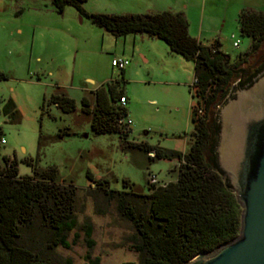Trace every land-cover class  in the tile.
I'll use <instances>...</instances> for the list:
<instances>
[{"label": "rangeland", "instance_id": "rangeland-1", "mask_svg": "<svg viewBox=\"0 0 264 264\" xmlns=\"http://www.w3.org/2000/svg\"><path fill=\"white\" fill-rule=\"evenodd\" d=\"M84 9L116 15L183 11L190 35L203 45L218 41L219 50L231 63L241 60L246 77L261 70L264 63V44L256 54L243 55L252 38L242 35L238 21L244 9L264 11V0H88ZM128 36L127 53L134 34ZM232 36L240 41L238 48ZM123 40L124 36L115 37L93 25L70 6L60 14L53 10L51 0H0V73L5 75L0 78V134L6 141L0 146V158L15 159L19 177L32 176L34 169L55 167L61 181H72L80 188V225L88 221L93 225L91 259H86L85 236L77 231L79 237L70 236L71 249H55L58 264L138 262V256L122 246L131 233L128 225L114 211L96 212L95 202L87 195L93 188L88 171L95 178L108 179L112 189L122 190L128 180L141 193L149 192V174L157 177L158 185L178 178L177 161L151 160L138 149L123 147L116 133H93L91 116L82 111L84 97L94 103L98 88L120 81L128 99L126 119L132 121L131 142L185 154L191 146L194 63L170 55L164 41L138 43L140 49H150V61L130 59L122 80L112 60L122 54ZM62 94L75 100L74 112L64 113L48 103L52 96ZM9 99L17 105L18 120L3 112Z\"/></svg>", "mask_w": 264, "mask_h": 264}, {"label": "trees", "instance_id": "trees-1", "mask_svg": "<svg viewBox=\"0 0 264 264\" xmlns=\"http://www.w3.org/2000/svg\"><path fill=\"white\" fill-rule=\"evenodd\" d=\"M88 0H51L52 8L63 13L73 7L92 24L115 37L146 33L164 41L170 52L194 63L191 95L195 99L191 119L194 125L188 153L154 148L131 142L127 120L128 101L120 81L108 82L94 92V103L84 97L82 111L91 116V129L97 135L116 133L123 147L138 149L151 160L178 163V178L164 185H151L148 193L134 189L128 181L122 190L111 188L106 178H95L88 171L93 186L87 195L95 202L98 214L114 211L128 225L131 233L122 246L138 256L137 264H186L196 255L210 253L239 236L242 208L235 192L218 167L216 146L220 125L215 120L217 107L231 93L234 84L252 83L241 60L231 63L219 50V42L203 45L189 33V21L182 12L148 14L89 13ZM242 35L252 38L243 55L256 54L264 44V11L244 9L239 14ZM242 54L239 55V59ZM264 68V63L261 69ZM124 80V70L121 71ZM5 75L0 73V78ZM246 78L245 81H242ZM44 100L43 110L45 109ZM64 113L76 110L74 99L62 94L48 101ZM3 112L18 120L19 110L12 99ZM42 137L39 141L41 142ZM154 156H150V154ZM80 188L59 178L57 169H34L32 176L19 177L17 161L0 158V264H58L53 253L57 247L69 250L72 233L82 232L91 259L95 243L93 225H80L78 202ZM96 260L92 264H97ZM71 264V262H67Z\"/></svg>", "mask_w": 264, "mask_h": 264}, {"label": "water", "instance_id": "water-1", "mask_svg": "<svg viewBox=\"0 0 264 264\" xmlns=\"http://www.w3.org/2000/svg\"><path fill=\"white\" fill-rule=\"evenodd\" d=\"M218 108V167L242 208L237 238L186 264H264V68ZM252 74V75H254Z\"/></svg>", "mask_w": 264, "mask_h": 264}, {"label": "crops", "instance_id": "crops-1", "mask_svg": "<svg viewBox=\"0 0 264 264\" xmlns=\"http://www.w3.org/2000/svg\"><path fill=\"white\" fill-rule=\"evenodd\" d=\"M87 12L89 13H93L94 11L92 10H89V9H86ZM177 12H182L184 15L185 13L183 11H175L174 13H177ZM186 16V15H185ZM187 18V17H186ZM190 31V29H189ZM190 33V32H189ZM139 34H134V36H132L131 39V42H132V49L129 53L126 52V44L128 42V37L130 36H124V40H123V46H124V49L122 50V54L120 55H117L116 57H123V58H126L128 59L130 62L131 60L130 59H134L135 57L137 58H141L142 60H144L146 63H148L150 61V49L147 50V49H140V46L138 43H141V44H144L145 42H148V43H154V41L157 39V38H154V37H151V36H147L146 34H140V36H138ZM193 37V36H192ZM159 40V39H157ZM118 44V42H116ZM139 47V48H138ZM169 54L170 55H173L170 50H169ZM115 58V57H114ZM130 66V64H129ZM128 68V67H127ZM126 68V69H127ZM125 69V70H126ZM125 70H124V73H125ZM6 158H11V157H7L5 156ZM12 159V158H11Z\"/></svg>", "mask_w": 264, "mask_h": 264}, {"label": "built area", "instance_id": "built-area-1", "mask_svg": "<svg viewBox=\"0 0 264 264\" xmlns=\"http://www.w3.org/2000/svg\"><path fill=\"white\" fill-rule=\"evenodd\" d=\"M233 40H234V47L238 48L240 46V41L239 40H235V37L232 36ZM130 64V61L126 58H123V57H115L113 58L112 60V67L116 70H119V71H123L125 70ZM120 103L121 105L125 106L126 103H127V100L125 97H122L120 99ZM126 121L129 125L132 124V121L131 120H124ZM6 143L5 139L1 136L0 134V146L1 145H4ZM150 156H154V154H150ZM148 182L149 184L151 185H158L159 182L157 180V177L155 175H152V174H149V177H148ZM164 185V184H162Z\"/></svg>", "mask_w": 264, "mask_h": 264}]
</instances>
